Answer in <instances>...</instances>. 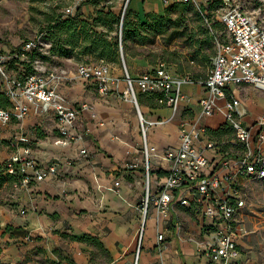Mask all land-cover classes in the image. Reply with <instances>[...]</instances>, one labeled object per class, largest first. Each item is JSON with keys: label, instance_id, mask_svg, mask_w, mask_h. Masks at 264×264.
I'll return each mask as SVG.
<instances>
[{"label": "crops", "instance_id": "0c3cea01", "mask_svg": "<svg viewBox=\"0 0 264 264\" xmlns=\"http://www.w3.org/2000/svg\"><path fill=\"white\" fill-rule=\"evenodd\" d=\"M101 2L116 3L119 8L115 10L118 11L125 2L131 18L141 23L151 14L165 17L166 5L162 0ZM91 3L82 4L83 15H78V20L94 12L95 7ZM174 3L180 2L171 4ZM62 18L66 19L67 15ZM174 19L177 18L171 20ZM178 19L181 20V17ZM211 40V33H207L203 42ZM131 41L136 53L125 50L123 59L127 61L132 76L151 72L163 61L174 76L188 75L192 79V82L181 85L183 98L175 109L159 104L156 94L139 93L142 95L139 110L146 119L156 121L147 132L148 143L157 152L151 159V188L154 190L164 181L170 163L162 158V153L177 147L181 123L203 129L196 146L209 160L205 173L217 170L224 158L240 157L243 149L225 121L222 111L224 100L217 101L219 109L210 116L203 115L199 105V100L206 95L200 81L210 67L212 51L204 53L200 48L204 45L199 41V48L187 54L188 50L175 37L168 43H161L158 35L152 43ZM79 43L56 54L60 63L56 69L63 70L65 75L58 90L68 106L79 111L70 128V134L76 138L65 144L54 143L59 130L51 112L31 110L21 123L13 120L7 127L0 126V167L13 150L9 146L10 140L19 133L30 139L32 156L40 165H57L56 173L41 182L32 181L19 187H14V182H8L13 194L10 204L0 210V252L11 263L41 251L47 252L56 264H96L92 262L96 252L105 255L109 261L99 264H110L112 260H117L119 264H134L135 261L142 219L140 202L144 193L142 141L136 111H133L131 101L123 97V71L104 58L99 61L107 63L110 75L116 78L106 93H100L93 81L77 77V64L90 62L82 59L89 53L81 54ZM166 54L173 58L165 59ZM246 89L251 91L243 98L240 90ZM226 92L239 99V107L244 113L241 118L243 125L256 131V123L264 109L262 93L249 85H231ZM83 104L89 105L91 110H82ZM210 142L213 147L206 148ZM81 149L86 153H80ZM130 163L137 166L126 167ZM244 180H240L243 186ZM116 181L119 185L113 188ZM185 193V190H180L176 195L183 196ZM180 207L196 213L195 220L184 233L180 231L178 222ZM22 209L25 210L23 214L20 213ZM204 221L201 208L194 203L182 206L173 202L166 218L158 216L151 206L145 220L137 264H156L159 260L164 264H212L206 256L197 252L193 240H187L189 236L204 237ZM148 222L150 226L147 228ZM161 233L163 240L159 243L157 235ZM237 248L236 261L258 264L251 252L243 248L240 239Z\"/></svg>", "mask_w": 264, "mask_h": 264}, {"label": "built area", "instance_id": "2783aa9c", "mask_svg": "<svg viewBox=\"0 0 264 264\" xmlns=\"http://www.w3.org/2000/svg\"><path fill=\"white\" fill-rule=\"evenodd\" d=\"M195 0H162L168 6L173 2ZM123 15V14H122ZM225 36L215 38V51L210 59V67L205 78L200 81L206 95L199 100L201 112L212 115L219 109L218 100L223 99L222 111L226 123L233 129L236 142L243 153L235 159L224 158L220 167L211 173H205L209 160L203 150L196 146L203 129L192 124L181 123L179 142L176 148L167 149L162 158L170 163V168L162 184L151 188V159L157 155L155 147L147 140L148 128L156 121L146 119L136 99L135 91L141 94H156L159 104L175 109L183 98L181 85L192 82L188 75L174 76L160 62L151 72L132 76L123 64L125 90L123 97H131L142 146V176L144 193L140 202L142 219L138 229V242L134 264H137L145 220L152 206L158 216L168 217L171 204L188 206L195 204L201 208L205 221L204 237L193 240L199 254L206 256L212 264H247L236 261L238 251V215L247 200L246 190L241 179L253 180L264 177V109L252 131L243 125V112L240 101L226 90L230 86L249 85L260 91L264 98V0H222L217 15ZM39 40L27 41L10 50H0V95L9 103L0 107V126L7 127L13 120L21 123L31 110L51 112L58 124L59 136L56 144L69 143L76 136L70 134L78 110L68 106L64 95L58 90L65 79L64 71L50 69L32 58L39 49ZM121 58L122 46L119 40ZM77 77L93 81L100 93H106L115 83L110 68L104 61L98 63L81 61L76 67ZM82 110H91L83 104ZM92 114H94L92 112ZM9 146L13 149L5 159L0 170L14 177V187L27 186L43 181L48 175L56 173V163L40 165L32 156L30 139L19 133L12 138ZM213 144L207 143L206 148ZM80 153L85 154L84 149ZM130 163L126 167L135 168ZM119 182H114L113 188ZM185 190L183 196L176 195ZM25 213V210H20ZM163 240V234L157 235V241ZM156 264H164L159 260Z\"/></svg>", "mask_w": 264, "mask_h": 264}, {"label": "rangeland", "instance_id": "374dc122", "mask_svg": "<svg viewBox=\"0 0 264 264\" xmlns=\"http://www.w3.org/2000/svg\"><path fill=\"white\" fill-rule=\"evenodd\" d=\"M88 0H0V50L10 51L27 41L39 40V49L35 51L32 58L39 60L40 64L50 69L59 68L60 63L56 58L57 53L65 52L71 45L64 43L67 33L60 32V18L63 15L73 16L78 11L82 16V4ZM186 3L184 6L182 4ZM95 10L87 16L85 21L89 24L87 27L106 38H111L112 42L121 39V17L125 11H128L125 2L120 5V10L116 3L98 2L91 3ZM175 4V3H174ZM222 0H195L189 2H180L178 6L173 4L165 6V16L180 18V24L170 26L160 35L161 43L167 40L173 32L176 40L186 48L187 54L196 51L200 43L204 45L201 50L204 53L215 51V38L223 39L225 36L224 28L217 20L218 10ZM101 11V15L97 12ZM108 13L115 15V20L108 16ZM131 16V15H130ZM98 18L94 23L93 19ZM80 21L82 19L79 18ZM80 24L77 25V30ZM212 31H211V30ZM193 33V36H190ZM207 33H211V42H203ZM196 34V36H195ZM159 36V35H158ZM156 36H150L149 39L156 40ZM203 42V43H202ZM122 44L123 58L125 50L136 53L132 41L128 44ZM80 48V47H79ZM165 59H172V55H164ZM82 59L91 63H98L99 57L85 54ZM109 64L123 71V64L130 73V68L125 59L122 60L118 47L117 53L113 58H104ZM163 62V61H161ZM125 84V82H124ZM250 89L240 90L245 95H249ZM137 103L140 104L141 96L135 91ZM131 107L134 111L133 102ZM0 105L8 106V102L0 96ZM244 188L247 193V200L244 208L238 215V239L242 246L251 252L252 258L258 264H264V177L260 179L244 180ZM12 186L2 181L0 184V210L10 204L12 200ZM181 214L178 215L180 231L186 232L190 224L196 218V213L185 207H180ZM150 223L146 224L148 228ZM1 251V249H0ZM92 262L108 263L105 255L96 252ZM0 264H56L47 252L41 251L33 254L30 258L22 259L16 263H11L4 259L0 252ZM110 264H119L117 260H112Z\"/></svg>", "mask_w": 264, "mask_h": 264}, {"label": "trees", "instance_id": "16d2710c", "mask_svg": "<svg viewBox=\"0 0 264 264\" xmlns=\"http://www.w3.org/2000/svg\"><path fill=\"white\" fill-rule=\"evenodd\" d=\"M104 0H88L87 2L98 3ZM186 3L182 4L184 6ZM178 6V4H173ZM101 15V11L97 12ZM108 16L115 20V15L108 13ZM131 13L125 11L121 17V39L120 41L125 45L129 40L139 42L144 44V42L152 43L153 40L149 39L150 36L161 35L170 26L180 24V20H171L169 16L161 17L155 14L148 16L144 23H141L138 19L133 20L131 18ZM93 22H98V18H94ZM80 24V28L77 30V25ZM89 24L85 20H78V11L73 16H67L66 19L60 18V32L64 31L67 33V37L64 43L75 46L77 42L79 43L80 53H89L95 55L99 58H113L118 50L119 45L117 42H112L108 40L105 36L94 32L88 28ZM174 32L167 38V43L169 40L174 38ZM122 46V44H121ZM2 96V95H0ZM0 107H4L0 105ZM2 181L14 182L15 179L10 174H6L4 171L0 170V184Z\"/></svg>", "mask_w": 264, "mask_h": 264}, {"label": "bare ground", "instance_id": "6f19581e", "mask_svg": "<svg viewBox=\"0 0 264 264\" xmlns=\"http://www.w3.org/2000/svg\"><path fill=\"white\" fill-rule=\"evenodd\" d=\"M128 99L131 101V97L128 96Z\"/></svg>", "mask_w": 264, "mask_h": 264}]
</instances>
